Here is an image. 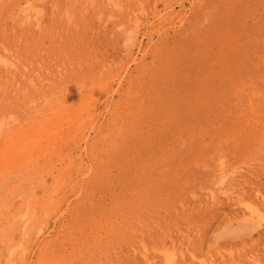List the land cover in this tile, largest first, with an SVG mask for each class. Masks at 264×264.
<instances>
[{"label":"rangeland","instance_id":"obj_1","mask_svg":"<svg viewBox=\"0 0 264 264\" xmlns=\"http://www.w3.org/2000/svg\"><path fill=\"white\" fill-rule=\"evenodd\" d=\"M0 264H264V0H0Z\"/></svg>","mask_w":264,"mask_h":264}]
</instances>
